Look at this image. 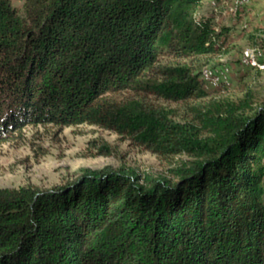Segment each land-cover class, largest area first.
<instances>
[{
	"label": "trees",
	"instance_id": "1",
	"mask_svg": "<svg viewBox=\"0 0 264 264\" xmlns=\"http://www.w3.org/2000/svg\"><path fill=\"white\" fill-rule=\"evenodd\" d=\"M203 2L0 0V143L87 124L189 157L175 180L105 166L0 188V264H264V106L199 81L222 47Z\"/></svg>",
	"mask_w": 264,
	"mask_h": 264
},
{
	"label": "rangeland",
	"instance_id": "2",
	"mask_svg": "<svg viewBox=\"0 0 264 264\" xmlns=\"http://www.w3.org/2000/svg\"><path fill=\"white\" fill-rule=\"evenodd\" d=\"M10 2L20 14L23 0ZM234 8V0H204L199 7L196 20L210 22L219 34L222 47L221 53L201 58L196 72L206 67L214 71L226 68V83L221 84L229 88L226 97L236 100L248 94L253 108L264 106V69L254 70L241 62L245 48L258 49L264 56V51L257 46L264 38V0H250L235 12ZM199 81L205 89L214 88ZM162 104L176 121L189 117L180 104ZM188 160L185 154L156 157L93 125L27 126L20 136L0 143V188L33 185L47 189L74 179L84 169L105 166L175 180L174 170Z\"/></svg>",
	"mask_w": 264,
	"mask_h": 264
},
{
	"label": "bare ground",
	"instance_id": "3",
	"mask_svg": "<svg viewBox=\"0 0 264 264\" xmlns=\"http://www.w3.org/2000/svg\"><path fill=\"white\" fill-rule=\"evenodd\" d=\"M234 12L238 9L242 8L241 4H239L238 0H234ZM261 54L260 50L255 48H245L241 53V62H243L246 66L254 69V70H263L264 69V62L263 59L257 58L256 54ZM214 72H215V80H214ZM227 69L220 68L218 71L211 70L209 68H203L200 72L199 79L202 82H206L207 84L211 85L212 87L219 86L221 84L226 83Z\"/></svg>",
	"mask_w": 264,
	"mask_h": 264
},
{
	"label": "built area",
	"instance_id": "4",
	"mask_svg": "<svg viewBox=\"0 0 264 264\" xmlns=\"http://www.w3.org/2000/svg\"><path fill=\"white\" fill-rule=\"evenodd\" d=\"M250 0H238L239 4H241V6H245ZM256 54V53H255ZM257 58L262 59V55L261 54H256ZM215 72H214V80H215Z\"/></svg>",
	"mask_w": 264,
	"mask_h": 264
}]
</instances>
